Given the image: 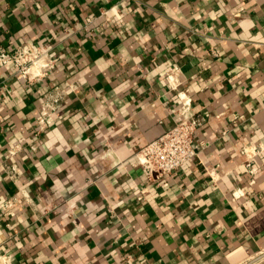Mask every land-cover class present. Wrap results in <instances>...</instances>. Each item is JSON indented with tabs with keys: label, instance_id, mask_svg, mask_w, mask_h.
<instances>
[{
	"label": "crops",
	"instance_id": "crops-1",
	"mask_svg": "<svg viewBox=\"0 0 264 264\" xmlns=\"http://www.w3.org/2000/svg\"><path fill=\"white\" fill-rule=\"evenodd\" d=\"M18 47L38 58L0 63V264L264 252V0H0ZM191 115L197 156L147 179L139 151Z\"/></svg>",
	"mask_w": 264,
	"mask_h": 264
},
{
	"label": "built area",
	"instance_id": "built-area-1",
	"mask_svg": "<svg viewBox=\"0 0 264 264\" xmlns=\"http://www.w3.org/2000/svg\"><path fill=\"white\" fill-rule=\"evenodd\" d=\"M108 12L109 10H102L100 15H106ZM37 58L38 53L29 47H18L12 54L0 49V63L3 65L13 63L19 76L28 80L31 79L28 75V68L36 62ZM179 72L176 67H170L165 73V79L175 89L181 105L190 109V97L179 89L181 84ZM200 125L201 120L197 116L185 117L142 147L138 154V160L147 179L168 176L197 156L199 145L195 143V133ZM5 206L6 208L11 206V202H6Z\"/></svg>",
	"mask_w": 264,
	"mask_h": 264
},
{
	"label": "water",
	"instance_id": "water-1",
	"mask_svg": "<svg viewBox=\"0 0 264 264\" xmlns=\"http://www.w3.org/2000/svg\"><path fill=\"white\" fill-rule=\"evenodd\" d=\"M263 256H264V252L261 253L259 256L255 257L254 259L250 260V261L247 262L246 264H251V263H253L256 259H259V258H261V257H263Z\"/></svg>",
	"mask_w": 264,
	"mask_h": 264
}]
</instances>
